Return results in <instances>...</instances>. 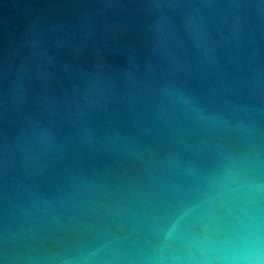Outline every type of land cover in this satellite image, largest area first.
I'll return each mask as SVG.
<instances>
[{
    "label": "water",
    "instance_id": "95a60500",
    "mask_svg": "<svg viewBox=\"0 0 264 264\" xmlns=\"http://www.w3.org/2000/svg\"><path fill=\"white\" fill-rule=\"evenodd\" d=\"M233 166L264 176V0H0V264H201L151 239Z\"/></svg>",
    "mask_w": 264,
    "mask_h": 264
},
{
    "label": "clouds",
    "instance_id": "9594fccd",
    "mask_svg": "<svg viewBox=\"0 0 264 264\" xmlns=\"http://www.w3.org/2000/svg\"><path fill=\"white\" fill-rule=\"evenodd\" d=\"M198 207L154 234V255L197 256L201 264H209L206 258L210 264H264V176L240 166L226 168Z\"/></svg>",
    "mask_w": 264,
    "mask_h": 264
}]
</instances>
